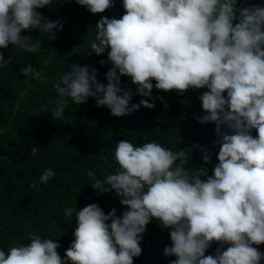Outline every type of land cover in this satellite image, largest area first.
Returning <instances> with one entry per match:
<instances>
[{"label": "clouds", "instance_id": "1", "mask_svg": "<svg viewBox=\"0 0 264 264\" xmlns=\"http://www.w3.org/2000/svg\"><path fill=\"white\" fill-rule=\"evenodd\" d=\"M95 14L113 7L115 0H75ZM52 0H0V48L9 44L29 53L40 40L22 30L36 29L46 39L61 30L59 19L37 9ZM122 14L100 16L89 52L107 49V83L97 80L96 69L73 62L51 85L56 98L47 110L60 118L65 105L95 98L120 116L140 106L155 107L151 89L206 90L199 94L201 124L214 122L212 141L216 162L210 174L211 154L204 145L172 148L155 140L134 144L116 142L115 172L97 178L91 186L114 190L126 206L117 215L97 203L63 209L75 224L69 247L61 256L58 241L32 233L27 243L0 248V264H133L142 249L139 241L146 224L155 219L169 233L163 254L168 264H261L264 251V4L238 6L237 0H120ZM11 57L0 52V68ZM41 84L46 81L31 64L19 69ZM129 77L142 98L132 102V90L121 86ZM153 81L155 83L153 84ZM143 97H148L144 99ZM167 107V104H164ZM255 130V135H253ZM199 148L203 163L189 164V153ZM50 168L41 183L53 177ZM203 177V179L201 178ZM35 187V183L30 185ZM217 242L214 254L206 249ZM225 245H227L225 247Z\"/></svg>", "mask_w": 264, "mask_h": 264}, {"label": "trees", "instance_id": "2", "mask_svg": "<svg viewBox=\"0 0 264 264\" xmlns=\"http://www.w3.org/2000/svg\"><path fill=\"white\" fill-rule=\"evenodd\" d=\"M237 4H264V0H237ZM37 10L62 23L56 38L46 39L36 29L22 30V35L40 40L37 52L29 53L11 44L0 48L12 60L0 68V248L27 243L32 233H38L58 241L57 252L63 256L75 224L73 216H63L64 207L76 210L95 202L105 213L116 208L117 215L126 207L119 203L114 190L94 189L87 175L92 171L97 178H103L115 172L116 142L128 139L142 144L155 140L173 150L204 145L211 154L209 174L218 145H212L216 139L214 122L201 124L194 119L202 112L199 94L204 88L179 92L153 87L152 97L163 98L152 101L155 107L140 106L120 116L110 114L107 106H96L94 97L80 104L69 101L62 116L54 118L47 110L56 98L51 85L73 62L94 67L97 80L107 83L104 74L111 65L99 63L107 60V49L100 55L90 53L89 41L100 16L118 18L124 10L120 0L95 14L75 0H52ZM24 64L38 70L46 83L20 73ZM125 82L133 92L130 103H138L142 97L135 92V85L121 75L122 87ZM189 155V164L194 167L203 163L199 148H193ZM46 168L52 169L54 175L41 183L39 175ZM33 183L35 187H30ZM170 243L168 230L161 228L157 220H150L139 241L142 251L133 258V264H168L175 259L163 254L164 246ZM254 246L264 251V242ZM216 247L217 242H213L205 254H214Z\"/></svg>", "mask_w": 264, "mask_h": 264}, {"label": "bare ground", "instance_id": "3", "mask_svg": "<svg viewBox=\"0 0 264 264\" xmlns=\"http://www.w3.org/2000/svg\"><path fill=\"white\" fill-rule=\"evenodd\" d=\"M213 123V122H212Z\"/></svg>", "mask_w": 264, "mask_h": 264}]
</instances>
